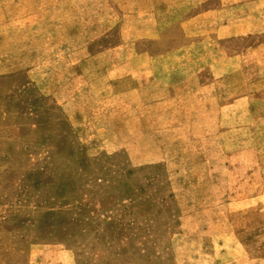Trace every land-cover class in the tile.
<instances>
[{
	"label": "rangeland",
	"instance_id": "374dc122",
	"mask_svg": "<svg viewBox=\"0 0 264 264\" xmlns=\"http://www.w3.org/2000/svg\"><path fill=\"white\" fill-rule=\"evenodd\" d=\"M0 264H264V0H0Z\"/></svg>",
	"mask_w": 264,
	"mask_h": 264
}]
</instances>
